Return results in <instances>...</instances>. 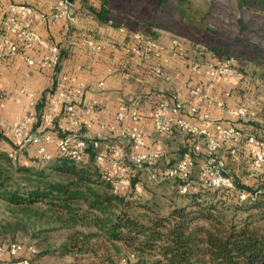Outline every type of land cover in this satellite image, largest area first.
I'll use <instances>...</instances> for the list:
<instances>
[{
    "label": "crops",
    "instance_id": "1",
    "mask_svg": "<svg viewBox=\"0 0 264 264\" xmlns=\"http://www.w3.org/2000/svg\"><path fill=\"white\" fill-rule=\"evenodd\" d=\"M55 1L0 0V17L6 14L9 3H25L41 12L49 13ZM69 1L72 18L64 16L55 24L36 23L35 29L44 40L59 47L61 67L69 78L84 84V92L78 98V112L80 118L86 121L79 130L86 139H94L98 133H103L105 141L121 142L127 146V142L118 134L119 123L115 119L119 105L126 103L138 108L142 114L141 124L146 132V145L164 153L158 164L165 166L191 153L193 138L180 131L157 133L150 118L155 104L159 100H179L184 103L186 114L189 106L195 105L200 113L207 112L212 118L227 124L229 118L220 109L208 104L205 96L223 101L227 107L247 102L251 117L248 120L236 121L235 124L246 133L264 136V80L258 76L257 68L248 63L243 66L237 62L242 77L212 79L209 75L210 67L222 62V59L214 56L209 50H203L185 41L178 48L180 55H173V50H177L172 45L175 32L163 29H153L154 32L135 29L122 23L121 19L120 24H113L107 19V14L97 1ZM87 39L101 44L102 49H90L85 42ZM152 44H157L159 49ZM156 51L160 56L167 58V63L163 66L164 75L155 71L158 61ZM29 53L34 57L39 56L38 51ZM192 62L198 64L196 71L191 70ZM58 76L56 70H42L35 65H28L20 56L0 63V116L9 122L14 116H24L29 112L40 115L47 91L56 85ZM22 88L35 93V106L27 107L28 98L20 93ZM193 88H199L202 95H192ZM88 105H92L93 110L86 113L85 107ZM52 129L59 136L68 132L67 124L61 117ZM209 134L219 137L212 128L209 129ZM47 149L55 159V147L49 144ZM11 150V144L0 134V151L10 156ZM203 152L204 148L199 154H195L196 167L193 171L197 174L201 173L199 164ZM22 156L29 161V165H37L36 146H29ZM217 158L223 165H231L227 171L235 172L238 176L243 174L250 183L255 181L248 177L250 155L242 144L224 143L217 153ZM99 166L112 176H118L124 171L133 172L129 163L113 167L109 162H104ZM146 169L153 170L154 166H148ZM144 170L139 172L143 171L144 174ZM133 182L135 187L139 186L136 177ZM8 256L7 253H0V264H7L2 261L8 259Z\"/></svg>",
    "mask_w": 264,
    "mask_h": 264
},
{
    "label": "built area",
    "instance_id": "2",
    "mask_svg": "<svg viewBox=\"0 0 264 264\" xmlns=\"http://www.w3.org/2000/svg\"><path fill=\"white\" fill-rule=\"evenodd\" d=\"M97 2L101 0H95ZM73 17L69 0H56L51 12L45 13L25 3H9L7 12L0 17V63L8 62L14 56H20L28 65H35L42 70L58 72V79L54 87L47 91L46 101L40 115L27 113L24 116H14L11 121L0 116V134L4 140L11 144V159L14 163L30 166L29 161L23 159V151L29 146H36V158L38 162H50L52 154L47 146L53 145L59 158H65L74 162H86L89 157L88 147L93 145L96 149L94 161L97 165L109 162L111 166L118 167L129 163L133 172H121L118 176H112L102 170L103 178L109 183L114 194L134 192L142 194L141 188L135 187L132 177L135 172L146 169L148 166H156L163 158L164 153L153 150L146 145V132L141 124L143 116L138 108L126 103L119 105L115 119L119 123V136L127 142V146L121 142H107L103 133H98L94 139H86L80 133L85 124L78 112V98L84 92V84L79 80L69 78L61 67L59 47L44 40L36 31V23H57L62 17ZM138 37V35H136ZM188 41L207 50L204 44L186 40L185 37L173 35V55H180L178 48L183 42ZM87 46L99 51L102 45L93 39H87ZM159 49L157 44H152ZM135 50V48H132ZM30 51H38L39 56L30 55ZM155 65V71L164 75L163 66L167 58L159 55ZM191 70L196 71L198 64L192 62ZM209 75L212 79L218 77H242V72L234 58H227L222 62L211 65ZM20 93L28 98L27 107L35 106L36 95L34 92L22 88ZM192 95L201 96L199 88L191 90ZM208 104L220 109L229 119L227 124L220 119H214L209 113H200L195 105H190L185 113V105L179 100H159L151 113L153 129L159 134H169L180 131L193 138L191 153L182 158L167 163L163 168H154L149 171V179L155 182L173 180L177 182L179 193L186 194L192 185V172L196 167L195 154H199L204 148L203 158L199 164L202 177L201 185L205 189L224 190L235 193L239 202L253 200L256 194H250L238 189L234 179L224 170L223 163L218 160L217 153L226 142L242 144L250 155L248 177L255 179L264 171V136L246 133L235 122L248 120L251 113L247 102L235 107H227L223 101L211 96H205ZM249 102H253L249 100ZM93 110L92 105L85 107L86 113ZM189 115V116H188ZM63 118L67 124L68 132L59 136L53 125L59 118ZM37 126V128H36ZM212 128L219 134L214 137L209 134ZM21 247L11 243L7 246L0 243V253H7L15 257ZM17 264H28L27 260H21Z\"/></svg>",
    "mask_w": 264,
    "mask_h": 264
},
{
    "label": "trees",
    "instance_id": "3",
    "mask_svg": "<svg viewBox=\"0 0 264 264\" xmlns=\"http://www.w3.org/2000/svg\"><path fill=\"white\" fill-rule=\"evenodd\" d=\"M198 41L222 60L257 62L254 51L234 55L229 47ZM258 76L264 80V71ZM88 153L86 162L56 157L36 169L0 151V199L67 230L61 247L67 253H91L90 241L102 240L132 249L135 260L129 264H264V179L256 177L257 184L244 189L256 194L253 200L239 202L235 194L231 211L221 200L229 192L202 188L189 189L181 204L161 214L134 192L112 193L91 144ZM203 191L215 197L203 198ZM146 255L156 259L145 262Z\"/></svg>",
    "mask_w": 264,
    "mask_h": 264
},
{
    "label": "rangeland",
    "instance_id": "4",
    "mask_svg": "<svg viewBox=\"0 0 264 264\" xmlns=\"http://www.w3.org/2000/svg\"><path fill=\"white\" fill-rule=\"evenodd\" d=\"M98 3L100 6L105 4L103 10L107 18L121 19L135 29L148 32H154L153 29L170 30L189 41L200 43V40L209 45L229 47L234 55L252 54L251 51H254L257 62L240 63L254 66L258 74L264 71V0H101ZM35 164L30 166L42 169L49 162ZM230 166L224 165V170L234 178L238 189H245L264 179L263 171L259 173L257 182L250 183L243 174L238 176L235 172L227 171ZM156 167L163 168L164 165L159 163ZM149 171L144 170V174L143 171L135 172L132 177V181L137 178L138 188L142 190L139 200L149 202L159 213L167 214L173 206L181 204L188 194L179 193L177 182L173 180L158 183L149 179ZM200 176L201 173L192 172L191 192L203 188ZM203 192V198L215 197L211 192ZM234 195H221L228 211L232 209ZM53 227V224L29 216L21 208L0 199V243L5 246L15 243L21 247L17 256L9 255L2 262L17 264L27 260L28 264H129L135 260L129 247L115 243L116 248L102 240L90 241L94 248L91 253H67L61 247L68 231ZM144 258L145 262L156 259L147 255Z\"/></svg>",
    "mask_w": 264,
    "mask_h": 264
}]
</instances>
